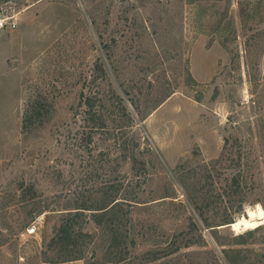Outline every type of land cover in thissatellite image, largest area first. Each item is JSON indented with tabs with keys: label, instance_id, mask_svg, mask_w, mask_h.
<instances>
[{
	"label": "rangeland",
	"instance_id": "1",
	"mask_svg": "<svg viewBox=\"0 0 264 264\" xmlns=\"http://www.w3.org/2000/svg\"><path fill=\"white\" fill-rule=\"evenodd\" d=\"M1 9L0 264H264V0ZM106 193L128 219L74 216Z\"/></svg>",
	"mask_w": 264,
	"mask_h": 264
},
{
	"label": "trees",
	"instance_id": "2",
	"mask_svg": "<svg viewBox=\"0 0 264 264\" xmlns=\"http://www.w3.org/2000/svg\"><path fill=\"white\" fill-rule=\"evenodd\" d=\"M89 105H90V108H94L92 104L89 103ZM95 115L96 113H94V115H91V117H84L83 120L84 121L94 120L93 118ZM103 122H105L104 119H103ZM122 185L123 183H121V186ZM119 191L120 189H118V194H119ZM118 194L109 195L108 193H106V195H108L106 196V199L102 203L96 206H91L87 204L82 205V206H76L74 207L76 209V213L74 214V216H76V218H80L82 217V215H84L85 212L91 211L93 220L99 225H102V221L99 219V217H104L108 215H111L112 217H115V218H119L120 222H122V220L124 219V216L126 217V219H128V214L131 212L130 209H125V207L131 206L132 204H131V199L127 197L119 196ZM69 213L71 214V212ZM229 222H232V221H229ZM71 228L72 227L69 224L68 220L67 221L64 220V222L56 229L54 236L49 241V244H48L49 247L58 248L61 244H63L62 242L64 241V239H66V234H69V230L71 231ZM113 230L115 231L114 232L115 234L117 233L121 234L123 232V230L120 229L119 226L118 228H115ZM78 232L83 234L81 232V228H80V231ZM57 252H58V256L56 259H53L52 262H55L56 260L68 261V260L84 258L83 253H81V251L76 252V254L75 253L73 254L72 251H70L69 249L63 248L62 252H59V251Z\"/></svg>",
	"mask_w": 264,
	"mask_h": 264
},
{
	"label": "built area",
	"instance_id": "3",
	"mask_svg": "<svg viewBox=\"0 0 264 264\" xmlns=\"http://www.w3.org/2000/svg\"><path fill=\"white\" fill-rule=\"evenodd\" d=\"M19 26V13L9 12L4 9L0 10V31L2 30H15ZM37 233L36 225L27 227L21 231L19 236L20 239H29Z\"/></svg>",
	"mask_w": 264,
	"mask_h": 264
},
{
	"label": "bare ground",
	"instance_id": "4",
	"mask_svg": "<svg viewBox=\"0 0 264 264\" xmlns=\"http://www.w3.org/2000/svg\"><path fill=\"white\" fill-rule=\"evenodd\" d=\"M253 212V211H252ZM253 219H264V208L261 206V205H258L256 208H255V211L253 212ZM245 220V221H244ZM244 220H241L239 221L238 223H236V226L238 225H241V224H244V223H250L251 221L247 218H245Z\"/></svg>",
	"mask_w": 264,
	"mask_h": 264
},
{
	"label": "water",
	"instance_id": "5",
	"mask_svg": "<svg viewBox=\"0 0 264 264\" xmlns=\"http://www.w3.org/2000/svg\"><path fill=\"white\" fill-rule=\"evenodd\" d=\"M231 224H232V223H231ZM231 224H230V225H231Z\"/></svg>",
	"mask_w": 264,
	"mask_h": 264
}]
</instances>
